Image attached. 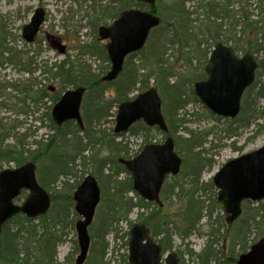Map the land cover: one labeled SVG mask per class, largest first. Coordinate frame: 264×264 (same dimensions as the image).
<instances>
[{
    "label": "trees",
    "instance_id": "obj_1",
    "mask_svg": "<svg viewBox=\"0 0 264 264\" xmlns=\"http://www.w3.org/2000/svg\"><path fill=\"white\" fill-rule=\"evenodd\" d=\"M100 1L107 2L108 5L102 6ZM92 2L102 6L99 10V17L104 21L102 26L109 25L108 21H114L122 11L131 9L133 6L150 11L160 17L161 24L152 31L145 48L127 58L123 72L113 82H103L100 74H92V70L88 66L70 59L60 64L54 63L51 66L46 63V68L43 69L40 65L42 62L39 61L40 53H36L35 57H29L30 52L26 53L28 60L22 64L19 61L21 53L9 48L6 41H3V44L0 43V67L10 66L21 72H28L32 77L31 85L16 87L19 94L17 113L19 115L26 114L31 109L32 115L36 116V121H41L42 128L53 132L54 138V141L48 145H44V139L34 140L32 145L36 147L31 150L26 149V139L37 137L38 130L33 131L32 134L27 132L25 135H14L12 131H5L2 128L1 150H3L5 140L14 139V137L16 140L14 145L8 146L10 149L6 153L11 155V158L7 162H14L18 167L27 163L22 161L37 158L35 156L45 152L48 155L45 159L48 162L46 168L51 178L49 183L53 182L52 186H56L60 178H74L78 174V168L89 166H87L85 157L89 146L92 144L102 145L105 141V135L100 138L95 135V131H97L95 127L100 126L102 121L111 116L110 110L129 101L131 99L128 97L129 92L137 86L142 91L150 89L152 80L161 95L164 93L168 98L166 108L163 102L164 114L170 131L167 135L175 137L181 131V127L186 124L185 114L181 115L183 118L180 119L178 113L183 111L189 102H199L194 94L193 85L198 80H203L204 75L193 74V77L179 79L171 85L170 80L177 77L173 68L168 66L166 58L172 46L188 50L186 61L189 59L190 53H195L197 59L203 60L205 64L208 63L209 55L218 43L231 46L236 55L240 53L254 55L259 63L256 82L244 94L240 115L233 120H228L232 124H237L238 127L235 126L236 128L228 131L227 136L234 138L240 130H250L252 127L258 129V134L264 132V109L260 105V102L264 100V85L258 88L257 83V80L259 81V78L264 74V0H157L154 7L139 4L135 0H92ZM188 5L190 7H187ZM193 42H197L196 47L190 45ZM98 48L100 47H94L97 52L101 51L100 56L103 55L106 62H109L105 47ZM96 51L87 52V50L81 49L82 55L95 54ZM137 56H140V59L136 65L134 58ZM189 63L192 65V61L189 60ZM37 71H41L42 76L46 75L47 80L59 82L60 86L57 91L51 93L48 87L35 79L33 76ZM193 79L196 82L192 83ZM188 82L191 85L189 86L190 94L186 91ZM70 86L87 88L88 93L82 106L83 130L73 122L57 127L51 118L52 106ZM2 87V91L8 88L5 84L0 85V89ZM112 87L117 94V99L114 101L107 98L110 93L109 89ZM5 105L8 109L9 106ZM42 111L44 114H41ZM37 115L40 116L37 117ZM192 115L198 116L196 113ZM207 117L215 121L222 120L211 113H208ZM18 125L20 126L21 123ZM186 131L189 138L185 140L187 146L182 149L187 152L184 156L180 154V144L175 139L178 153L183 158L182 171L177 177L168 178L162 190V199L165 203L178 201L182 204H180L179 213L174 215L165 209V204L161 208L148 203L140 199L133 191L131 175L120 163V159L132 157L131 149L127 144H124L123 140L118 143L110 141L107 143L113 154L118 156L117 159H112L109 162L108 158H97L94 165L93 162H90L93 168H91V173L98 179L103 190L102 201L106 194L104 189L107 186L106 189L110 191L112 197V204L107 208L105 213L107 215L104 218H100L104 212L101 214L100 211L99 216L97 211V216H99L97 229L94 230L95 223L89 229L92 246L91 263L88 264H109L106 261L110 247L107 236L112 234L117 240L118 232H120L119 224L128 220L129 215L135 209L142 210L139 218L142 223L147 225L152 236L162 245L164 253L174 249V236L179 237L185 245L200 228L203 220L207 221V224L213 229L216 238L213 242L216 244H219L221 239L227 235L233 244L244 252L250 249L247 245L248 239L252 232L258 229L257 225L260 222L257 219L264 214V202L255 207L256 213L250 222L245 223V220L240 217L230 229L226 225L223 215H218L216 221L212 222L214 211L222 210V208L216 200V190L213 184L211 181L203 182L202 177L204 173L212 171L215 166L214 160L204 157L207 153L206 151L204 154V146L207 144V139L213 136V131L209 130L199 136L189 129ZM154 132L163 138L167 136L161 133L158 128H149L142 122L137 123L130 130L131 135L141 137L145 144L157 140ZM123 137L124 135H113L114 140L111 141ZM59 143L62 148L57 150ZM53 145V150L48 153ZM196 150L197 152H195ZM31 161L33 162V160ZM44 168L41 165L39 182L49 191L50 184L43 179ZM68 185L69 183L66 181L63 184L64 187ZM76 187L73 186L71 192ZM208 193H211L212 196L208 200L203 199ZM130 194H134V196L129 197ZM51 197L53 205L47 215L35 220L18 215L3 227L1 261H4V264H57L58 246L67 236L65 230L69 224L72 225L78 216L75 211H72L74 203L70 192L67 194L68 200L62 204H55V198ZM250 205L252 204L249 202L243 205V213L245 208ZM70 218H72L71 221H69ZM215 224H218L224 233L220 229L214 228ZM213 248V245H208L204 252L199 254L192 250L186 251L180 255V259L184 260V256L188 255L196 264H217L219 253ZM230 260L236 261L233 257Z\"/></svg>",
    "mask_w": 264,
    "mask_h": 264
},
{
    "label": "water",
    "instance_id": "obj_2",
    "mask_svg": "<svg viewBox=\"0 0 264 264\" xmlns=\"http://www.w3.org/2000/svg\"><path fill=\"white\" fill-rule=\"evenodd\" d=\"M154 7L156 0H137ZM45 22V11L38 8L30 24L23 28V38L33 43ZM160 19L151 12L139 9L126 10L110 26L99 29L100 40H109L106 50L111 62L110 72L103 81H114L121 74L128 55L144 48L151 31L160 25ZM51 36H48L50 39ZM58 53H66L60 40H51ZM258 63L250 54L238 58L231 47L219 43L210 54L206 67L207 79L194 85V93L214 115L234 119L241 111V102L247 88L255 81ZM54 90V89H52ZM84 88L68 90L52 109L54 123L61 127L74 121L83 129L81 105ZM143 121L149 127L157 126L167 133L168 127L162 112V101L154 88L140 94L133 101L119 106L114 133H125L135 123ZM132 174L133 189L141 198L162 206L160 193L167 176L178 175L182 159L175 151L172 138L163 144L146 145L132 160L121 161ZM217 200L222 205L229 227L241 216L244 201L264 200V146L226 162L213 177ZM28 191L25 201L15 200ZM75 211L81 217L76 223L80 254L76 264L87 259L91 238L88 228L92 224L101 201V190L95 177L89 175L74 193ZM51 207L48 192L36 177V165L27 163L17 168L0 171V237L4 225L18 214L36 219L47 214ZM162 247L150 235L144 224H136L130 231V264H180L175 253L162 259ZM237 264H264V238L238 258Z\"/></svg>",
    "mask_w": 264,
    "mask_h": 264
},
{
    "label": "rangeland",
    "instance_id": "obj_3",
    "mask_svg": "<svg viewBox=\"0 0 264 264\" xmlns=\"http://www.w3.org/2000/svg\"><path fill=\"white\" fill-rule=\"evenodd\" d=\"M101 2V1H100ZM136 2V1H135ZM133 2V3H135ZM102 6L108 5L107 2H101ZM100 5L94 4L92 0H0V43L3 44V41H6L7 46L12 48L13 50H17L18 53H21L20 60L22 64L27 62V55L29 53V57L36 56V53H40L39 61L42 62L40 64L43 69L46 68V63L51 66L54 63L60 64L63 61L68 59L79 62L81 64H85L92 70V74H97L104 76L110 70V63L106 62L103 55L100 56V52H97L94 47H105L107 42L99 41V28L104 25L103 18L99 17V10L101 9ZM136 7V6H133ZM132 7V8H133ZM187 7H190L188 5ZM192 7V6H191ZM37 8H43L46 11V22L42 26L41 32L36 39L34 44L28 45L22 37V32L24 26L30 23L31 18ZM138 8V7H137ZM112 22L108 21V24ZM50 33L53 36L62 39V42L68 46V52L65 56L59 55L57 51H54L47 42L46 35ZM190 45L196 47L197 42L190 43ZM94 46V47H93ZM82 50H87L90 52L96 51L95 54L87 53L82 55ZM188 50L179 49L177 46H172L168 51V55L166 58L168 59V66L173 68V72L177 75L176 78H172L170 80L171 85L176 83L179 79H185L190 76H194L193 74H203L204 78H206L205 68L207 64L203 62V60L197 59L195 53L189 54V59L186 55ZM243 54L240 53L239 57H242ZM140 56L134 58V62L137 65L139 63ZM189 60L192 61V65L189 63ZM39 65V67H40ZM6 66V65H5ZM0 67V84H19L18 82H23V85H28L27 79L32 80L31 77H28L22 72H19L18 69L12 67ZM35 79H38L42 85L49 88V86H60L59 82L49 81L46 78V75L42 76L41 71H37L35 73ZM196 79V78H195ZM195 79H193V82ZM199 81V80H198ZM258 88L264 85V74L257 80ZM31 83H29L30 85ZM150 86L156 87L154 81L152 80ZM189 82L188 88L186 91L189 93ZM72 86H70L71 88ZM76 87V86H74ZM3 87L0 89V93H12L9 89L4 91ZM159 91V90H158ZM109 98L110 100H116L117 94L115 92L114 87L109 89ZM142 90H139L137 86L131 92H129L128 97L133 98L141 93ZM160 92V91H159ZM88 93V92H87ZM86 93V94H87ZM161 93V92H160ZM190 94V93H189ZM162 99L166 108L168 104V98L163 93ZM253 99L255 97L253 96ZM5 99V96L1 97L0 107L4 109H0V134L4 128L5 131H12L14 135H25L27 132L32 134L33 131L38 130L37 137H31L26 139V149L34 150L36 146H33L32 143L34 140L41 141L45 140L44 145H48L51 141H54L52 136L53 132L49 131L47 128H42L41 121H36V116H32L27 118L26 116L21 117V115H15L12 111L5 110L6 102L10 103ZM5 102V103H4ZM261 108L264 109V100L260 102ZM117 112V108H113L110 110V117H107L104 121L101 122L100 126L95 127V135L100 138L105 135V141H103L102 145L92 144L88 148V152L85 154L86 162L88 167H80L77 171V176L72 179H64L60 178L56 183V186H52L50 184V176L47 173V161L45 160L48 155L40 154L39 156H35L37 158H33V162L37 165L38 171V180L40 179V172L42 171L41 165L44 166V171L42 172L44 176V181L50 184L49 193L51 196L55 198V204H62V202H66L68 200L67 194L70 192L73 197V192H71L72 187H76L80 182H82L85 176L88 173H91L92 164L97 158H108L109 162L112 159H117L118 156L113 154L110 147L107 145L108 141L111 143H118L120 141H124V144H127L131 149V155L137 154L141 148L145 145L144 140L139 136L131 135L130 133L124 135L123 138H116L115 141L113 139V129L115 127V117L114 114ZM196 113L198 116L194 117L192 114ZM210 113L200 102L191 101L187 105V107L178 113V118H183V114H185L184 119L186 120V124L181 127V131L175 135V139L178 140L180 144V154L184 156L187 154L186 151L182 149L187 146L185 140L189 138V135L186 129L194 131L196 135H201V133L207 132L209 130L213 131V136L207 139V144L204 146V154L206 159L214 160L215 166L212 171L204 173L202 180L203 182L210 181L216 171L226 162L241 156L242 154L252 152L262 146H264V132L258 134L257 128L252 127L250 130H240L237 132V136L234 138L228 137V131L233 128L238 127L237 124H232L227 119H222L220 121H215L212 118H208L207 115ZM44 114V111L41 112ZM113 115V116H112ZM40 115H37L39 117ZM42 116V115H41ZM7 120H2V119ZM18 123H21L19 126ZM47 124V121L45 122ZM6 124V126H3ZM19 126V128H18ZM236 126V127H235ZM14 129V130H13ZM157 136L156 143H161L164 138L160 134L154 132ZM23 138V136H22ZM16 142L14 139L8 138L4 141L3 150L0 149V165L1 169L7 168H15L17 165L14 162H7L11 155H8L6 152L10 149L8 146L14 145ZM25 142V141H24ZM45 147V146H44ZM54 145L48 151V153L53 150ZM62 148L61 144L57 150ZM56 149V148H55ZM197 152V150L195 151ZM23 158V157H22ZM29 160H24L22 162H32ZM94 167V166H93ZM93 169V168H92ZM107 174V172H106ZM42 176V175H41ZM42 178V177H41ZM122 178V177H121ZM123 179V178H122ZM69 183L68 186H63L64 182ZM63 186V187H62ZM72 186V187H71ZM110 186V185H108ZM107 188V186H106ZM104 189L106 194L104 195V199L98 209V214L100 218L106 217L107 208L112 204L110 191L108 189ZM103 191V190H102ZM28 195L27 192H24L22 197L17 201L18 204H22L25 197ZM134 196L130 194L129 197ZM212 194L208 193L205 195L203 199L208 200ZM163 200V199H162ZM164 202V201H163ZM54 204V205H55ZM165 209L171 214L179 213L180 206L182 205L178 201H172L165 203ZM181 204V205H180ZM258 204H252L245 208V212L242 214L243 220L245 223L250 222L252 217L255 215V207ZM74 211V206L72 208ZM222 210L216 209L214 211V217L212 222H215L218 215H223ZM142 210L135 209L128 217V220H124L119 224L120 232H118V239L115 240L112 234L107 236V241L110 244L109 252L106 257V261L110 264H129L128 262V238L127 233L130 231L132 226L136 223H141L142 220L139 218ZM99 216L96 215L95 218V226L94 230L97 228V223L99 222ZM79 218L74 220V223L69 224L68 228L65 230L67 236L64 238V241L59 245L57 249V259L59 264H75L76 258L79 254V250L77 248V234L75 230V223ZM70 218L69 221H71ZM257 221L260 224L257 225V230L252 232L248 239L247 245L251 247L255 243H257L262 237H264V214L262 217H259ZM237 222V221H236ZM214 228L220 229L222 233L223 229L219 227L218 224H215ZM223 237L219 244H216V238L213 234V229L207 224V221L203 220L200 224V228L192 235V237L185 243V245L181 242L179 237L174 236V249L172 251L177 252L179 257L186 251H194L199 254L204 252L208 245H213V249L219 253L217 264H236L237 258L246 253L241 250L239 247H236L231 238H227L226 243L224 244ZM214 243V244H213ZM233 257L236 259L235 262H232L230 258ZM184 260H181L182 264H196L188 255H185ZM91 263V257L88 259L86 264ZM4 264V261L1 262ZM216 264V263H213Z\"/></svg>",
    "mask_w": 264,
    "mask_h": 264
},
{
    "label": "flooded vegetation",
    "instance_id": "obj_4",
    "mask_svg": "<svg viewBox=\"0 0 264 264\" xmlns=\"http://www.w3.org/2000/svg\"><path fill=\"white\" fill-rule=\"evenodd\" d=\"M4 96H5L6 100L9 101L10 96L7 95V94H5ZM16 99H17V97H14V102H16ZM13 111H14V110H13ZM29 115H30V111L27 112V116H28V117H29ZM4 120H7V119L5 118Z\"/></svg>",
    "mask_w": 264,
    "mask_h": 264
}]
</instances>
